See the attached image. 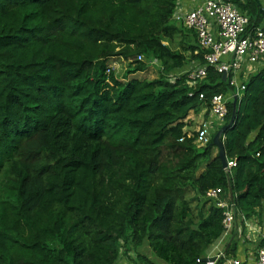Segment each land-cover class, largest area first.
I'll return each mask as SVG.
<instances>
[{
  "label": "trees",
  "instance_id": "trees-1",
  "mask_svg": "<svg viewBox=\"0 0 264 264\" xmlns=\"http://www.w3.org/2000/svg\"><path fill=\"white\" fill-rule=\"evenodd\" d=\"M233 1L264 26L259 0ZM177 5L0 0V264H154L139 251L145 241L169 264H197L225 230L223 210L204 199L211 188L263 217L264 61L225 134L238 162L228 175L213 139L199 146L187 127L231 92L229 79L209 67L190 96L186 74L168 78L205 62ZM113 58L128 62L124 81L108 72ZM156 62V79L130 78ZM232 111L233 101L227 122Z\"/></svg>",
  "mask_w": 264,
  "mask_h": 264
},
{
  "label": "built area",
  "instance_id": "built-area-1",
  "mask_svg": "<svg viewBox=\"0 0 264 264\" xmlns=\"http://www.w3.org/2000/svg\"><path fill=\"white\" fill-rule=\"evenodd\" d=\"M176 19L189 29L196 31L199 44L205 50V62L193 61L180 70L169 73L168 78L174 82L177 77L186 74L187 83L192 88L190 96L195 95L199 81L207 75L208 68L214 67L218 72L227 74L232 95L237 99L246 89L245 79L255 71L264 61V26L251 27V16L233 0H204L199 6L177 11ZM142 57H139L141 59ZM156 65H161L156 62ZM114 69L112 65L108 72ZM204 98V94H200ZM227 94L218 93L212 97L210 117L203 120L199 129L197 143L206 145L213 139L214 133L227 123L228 103ZM238 165L236 159L227 158L224 168L228 175ZM221 187L211 188L206 191L204 199L210 201L223 210L224 228L227 234L233 228L237 218L247 221L233 199H224ZM208 257L207 262L203 261ZM197 260V264H243L238 257H231L226 250H220L215 255L206 254ZM117 264H132L127 257L120 258ZM256 264H264V236L263 244L258 251Z\"/></svg>",
  "mask_w": 264,
  "mask_h": 264
},
{
  "label": "crops",
  "instance_id": "crops-1",
  "mask_svg": "<svg viewBox=\"0 0 264 264\" xmlns=\"http://www.w3.org/2000/svg\"><path fill=\"white\" fill-rule=\"evenodd\" d=\"M203 1L204 0H178L176 13H178L177 12L178 9L180 11L182 9H188V8H193L195 6H199L203 3ZM259 1L262 5V11H264V0H259ZM232 94H233L232 91L227 94L229 100L235 98V96ZM194 114L190 116L189 119L191 120L195 119L196 115ZM199 116L201 118V114H199ZM209 117H210V113L207 118ZM202 118H201L202 121L204 119H207L206 117H204V119ZM251 137H253V135ZM262 208H263V217H261V213H260L261 209H260L258 210L259 212L257 215L248 218L247 221L240 220V218H237L233 225V228L229 230L228 232L229 234L227 233L228 234L227 238L226 237L221 238L222 241L220 242V244L218 241H220L221 239L218 240L215 243L216 246L210 249L208 255H215L220 250H228V248L231 247L233 243L235 244L237 242L238 244L237 251L235 252V254H231L228 256L238 257L242 259L244 261L243 264H256L258 259V251L261 247L264 236V201ZM230 234L232 235L231 238L229 237Z\"/></svg>",
  "mask_w": 264,
  "mask_h": 264
},
{
  "label": "rangeland",
  "instance_id": "rangeland-1",
  "mask_svg": "<svg viewBox=\"0 0 264 264\" xmlns=\"http://www.w3.org/2000/svg\"><path fill=\"white\" fill-rule=\"evenodd\" d=\"M110 65H112L114 67V71L116 73V76L124 81L125 80V72H126V69L128 68V62L125 61L124 59H121V58H113L111 61H110ZM262 64H260L258 66V68L261 66ZM251 74V73H250ZM160 75V69L158 67V65L156 64H153L150 66V68L145 71V72H142V73H137L135 75H131V77H139V78H148V79H156L157 77H159ZM242 94V93H241ZM194 113H191L190 116H192ZM199 114H201V118L203 116L202 119H204L205 117V109L203 111H201ZM199 114H194L196 115V118L192 120V124L189 125L187 127V130L189 131L190 135H193L194 133H199V129L201 128V124H202V120L199 116ZM189 116V117H190ZM205 120V119H204ZM219 129V128H218ZM217 129V130H218ZM199 145V144H198ZM200 146V145H199ZM218 152V149L215 148V151L214 153L216 154ZM186 198L191 202V207H192V210L194 211V214L197 215L198 214V201L196 200V194L194 191H192L190 188H187L186 189ZM226 231L224 230V233H223V236L221 238H227V235L229 234H226L225 233ZM229 237L231 238L232 235L230 234ZM222 241V239L219 242ZM218 244V245H219ZM216 245L215 243L208 249V251L206 252V254H208V252L210 251V249L214 248ZM139 251L145 255H147L153 262L154 264H169L168 262L164 261L163 259H161L160 257H158L154 252L153 250L150 248L149 246V243L148 241H145L142 246L139 248ZM132 257H136V254H134V252L132 253ZM129 259V258H128ZM132 260H130L131 262ZM133 264V261L131 262Z\"/></svg>",
  "mask_w": 264,
  "mask_h": 264
},
{
  "label": "water",
  "instance_id": "water-1",
  "mask_svg": "<svg viewBox=\"0 0 264 264\" xmlns=\"http://www.w3.org/2000/svg\"><path fill=\"white\" fill-rule=\"evenodd\" d=\"M223 79L227 80V74H223ZM238 115H237V96L235 97L233 101V111H232V116L226 124L222 125L218 131L215 133L213 136V141L212 144L216 146L219 150V156L222 160V165L225 168L227 166V155H226V149H225V144H224V138L225 134L227 131L231 128H233L236 124ZM209 260L208 257H204L203 261L207 262Z\"/></svg>",
  "mask_w": 264,
  "mask_h": 264
}]
</instances>
